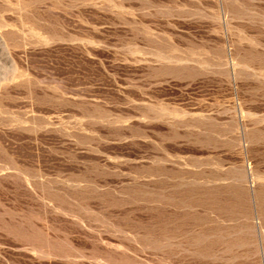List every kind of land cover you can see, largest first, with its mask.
<instances>
[{"label":"rangeland","instance_id":"1","mask_svg":"<svg viewBox=\"0 0 264 264\" xmlns=\"http://www.w3.org/2000/svg\"><path fill=\"white\" fill-rule=\"evenodd\" d=\"M0 264H264V0H0Z\"/></svg>","mask_w":264,"mask_h":264}]
</instances>
